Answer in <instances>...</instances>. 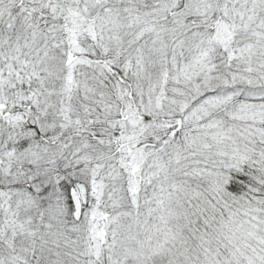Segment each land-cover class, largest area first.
Returning a JSON list of instances; mask_svg holds the SVG:
<instances>
[{"label": "snow or ice", "instance_id": "obj_1", "mask_svg": "<svg viewBox=\"0 0 264 264\" xmlns=\"http://www.w3.org/2000/svg\"><path fill=\"white\" fill-rule=\"evenodd\" d=\"M0 264H264V0H0Z\"/></svg>", "mask_w": 264, "mask_h": 264}]
</instances>
